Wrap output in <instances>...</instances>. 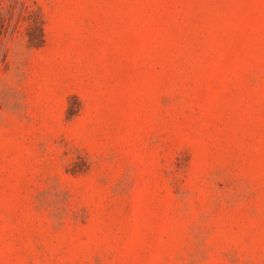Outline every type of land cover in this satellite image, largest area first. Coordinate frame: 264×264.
<instances>
[{
	"label": "rangeland",
	"instance_id": "374dc122",
	"mask_svg": "<svg viewBox=\"0 0 264 264\" xmlns=\"http://www.w3.org/2000/svg\"><path fill=\"white\" fill-rule=\"evenodd\" d=\"M2 19L0 264H264V0Z\"/></svg>",
	"mask_w": 264,
	"mask_h": 264
},
{
	"label": "trees",
	"instance_id": "16d2710c",
	"mask_svg": "<svg viewBox=\"0 0 264 264\" xmlns=\"http://www.w3.org/2000/svg\"><path fill=\"white\" fill-rule=\"evenodd\" d=\"M9 12H10V16H11V14H13L12 10L9 11ZM7 24H8V22L4 23L3 19H2V21L0 23V40L7 33V30H8V25ZM27 34H28V39H29V41L31 43L39 45L42 42V40H43L42 28L39 26L38 22L36 23L35 32H32L31 29H28Z\"/></svg>",
	"mask_w": 264,
	"mask_h": 264
}]
</instances>
